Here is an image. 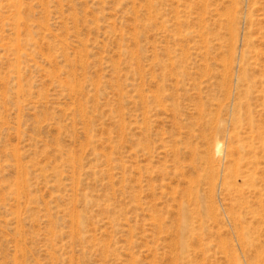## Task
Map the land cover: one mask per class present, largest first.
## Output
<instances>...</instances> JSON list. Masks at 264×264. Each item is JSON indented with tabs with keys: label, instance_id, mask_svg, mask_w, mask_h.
<instances>
[{
	"label": "rangeland",
	"instance_id": "obj_1",
	"mask_svg": "<svg viewBox=\"0 0 264 264\" xmlns=\"http://www.w3.org/2000/svg\"><path fill=\"white\" fill-rule=\"evenodd\" d=\"M0 264H264V0H0Z\"/></svg>",
	"mask_w": 264,
	"mask_h": 264
},
{
	"label": "bare ground",
	"instance_id": "obj_2",
	"mask_svg": "<svg viewBox=\"0 0 264 264\" xmlns=\"http://www.w3.org/2000/svg\"><path fill=\"white\" fill-rule=\"evenodd\" d=\"M217 147L218 151H221L220 144H218Z\"/></svg>",
	"mask_w": 264,
	"mask_h": 264
}]
</instances>
